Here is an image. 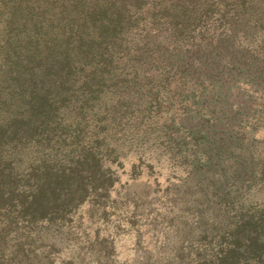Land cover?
I'll return each instance as SVG.
<instances>
[{
    "label": "trees",
    "instance_id": "1",
    "mask_svg": "<svg viewBox=\"0 0 264 264\" xmlns=\"http://www.w3.org/2000/svg\"><path fill=\"white\" fill-rule=\"evenodd\" d=\"M14 1L26 32L0 76V211L25 235L10 264L38 261L41 234L107 190L105 165L132 150L222 178L227 223L205 227L196 264H264V202L240 203L264 189V0Z\"/></svg>",
    "mask_w": 264,
    "mask_h": 264
},
{
    "label": "rangeland",
    "instance_id": "2",
    "mask_svg": "<svg viewBox=\"0 0 264 264\" xmlns=\"http://www.w3.org/2000/svg\"><path fill=\"white\" fill-rule=\"evenodd\" d=\"M38 2L52 7L55 0ZM16 6L14 0H0L1 77L7 74V61L23 53L20 45L25 27L17 25L15 18L11 20L14 24L9 23V13L21 5ZM50 7L40 11L44 27L55 16ZM8 49L11 53L6 57ZM5 87L0 82L1 97ZM255 148L259 151L264 145ZM105 168L111 173V186L83 203L64 228L52 231L49 238L41 234L35 252L41 255L32 264H196L204 251L201 240L205 227L219 228L227 223L223 218L227 209L213 203L214 188L222 183L219 175L198 182L168 160L154 158L143 150H132ZM240 198L245 208L259 206L264 202V189L246 188ZM1 216L4 218L0 211L4 236L0 263L9 260L10 264L21 256L19 244L25 228L20 222L9 225Z\"/></svg>",
    "mask_w": 264,
    "mask_h": 264
}]
</instances>
